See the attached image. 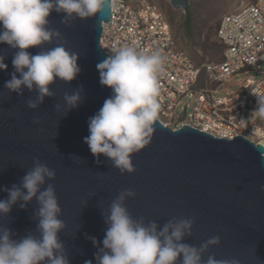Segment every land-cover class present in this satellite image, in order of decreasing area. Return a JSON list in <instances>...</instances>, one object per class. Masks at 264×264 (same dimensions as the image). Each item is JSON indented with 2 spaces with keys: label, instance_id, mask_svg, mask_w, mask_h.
Listing matches in <instances>:
<instances>
[{
  "label": "water",
  "instance_id": "1",
  "mask_svg": "<svg viewBox=\"0 0 264 264\" xmlns=\"http://www.w3.org/2000/svg\"><path fill=\"white\" fill-rule=\"evenodd\" d=\"M168 1L174 9L189 6V0ZM110 17L111 8L86 20L74 18L66 25L61 23L62 13L50 14L49 27L61 37L43 49L63 44L68 51L78 53L80 72L70 83L57 79L50 85L53 96L45 97L34 110L27 101L35 100V91L25 87L18 95L4 87L15 71L14 50L0 44V55L6 56L8 65L7 70H0V200L7 198L3 189L19 186L39 160L56 173L41 190L47 184L54 186L62 210L59 219L65 224L59 239L70 264H85L86 260L96 264L97 247L88 237L102 242L107 228L103 214L127 189L136 193L125 201L134 220L155 221L162 228L173 219H191L192 235L185 236L183 242L197 248L218 236L220 243L202 254V264L209 256L235 259L239 264H264L262 144L239 135L217 138L189 125L172 129L157 120L151 142L131 157L135 171L121 173L103 154L97 163L84 143L89 118L111 95V89L101 86L96 67L105 59L99 40L103 22ZM40 50L28 49L32 54ZM80 85L81 101L69 108L64 95ZM21 203L8 215H0V228L8 227L14 240L39 235L37 200L33 198L26 208H21ZM99 246L103 247L102 243Z\"/></svg>",
  "mask_w": 264,
  "mask_h": 264
},
{
  "label": "clouds",
  "instance_id": "2",
  "mask_svg": "<svg viewBox=\"0 0 264 264\" xmlns=\"http://www.w3.org/2000/svg\"><path fill=\"white\" fill-rule=\"evenodd\" d=\"M110 8L111 0H0V44L14 50L15 70L4 87L18 95L23 94L25 87L35 91V100L29 99L27 106L38 108L45 97L53 96L50 85L57 79L70 83L80 72L78 53L68 51L63 44L43 49L46 43L61 37L59 31L49 27L50 14L62 13L61 23L67 25L74 18L86 20ZM33 47L41 50L32 54L28 49ZM110 53L96 67L101 86L111 89V95L89 118V135L84 143L97 163L103 154L121 173H132L135 169L131 157L151 142L155 131L160 110L158 74L164 57L159 52H138L128 46L114 48ZM5 59L6 56L0 55V70H7ZM82 92L80 85L73 93H65L64 101L69 108L78 106ZM258 103L264 114V103ZM55 107L60 111L61 105ZM55 176L54 170L37 160L19 186L3 189L7 198L0 200V215H8L19 201L23 202L20 207L26 208L33 198L37 200L39 235L28 234L14 240L8 227L0 228V264H70L59 239L65 224L59 219L62 210L54 186L47 184L41 190ZM135 195L127 189L112 201L108 212L103 214L107 228L102 242L88 237L97 247L96 264H177L178 259L179 264H202V254L209 246L220 243L218 236L199 248L184 243V237L192 235L191 219H173L162 228L155 221L134 220L125 201ZM85 264L93 261L86 260ZM206 264H239V261L209 256Z\"/></svg>",
  "mask_w": 264,
  "mask_h": 264
},
{
  "label": "built area",
  "instance_id": "3",
  "mask_svg": "<svg viewBox=\"0 0 264 264\" xmlns=\"http://www.w3.org/2000/svg\"><path fill=\"white\" fill-rule=\"evenodd\" d=\"M133 1L111 0V17L103 22L99 44L105 57L125 46L162 54L158 120L172 128L189 125L217 138L239 135L264 146V127L257 124L258 101L264 95V0L242 3L221 16L215 31L220 56L203 62L180 48L155 4ZM234 77L238 90L216 96L218 87Z\"/></svg>",
  "mask_w": 264,
  "mask_h": 264
},
{
  "label": "rangeland",
  "instance_id": "4",
  "mask_svg": "<svg viewBox=\"0 0 264 264\" xmlns=\"http://www.w3.org/2000/svg\"><path fill=\"white\" fill-rule=\"evenodd\" d=\"M135 1L138 0L133 2ZM148 1L162 11L180 48L195 62H203L216 61L220 56L222 47L215 36V31L221 16L252 0H189L186 10L174 9L168 0ZM240 77L242 78V75ZM239 87L240 83L234 77L218 87L216 96L236 91ZM260 102L264 103V95ZM255 111L259 113L258 108ZM260 114L257 124L264 127V114L261 112Z\"/></svg>",
  "mask_w": 264,
  "mask_h": 264
}]
</instances>
